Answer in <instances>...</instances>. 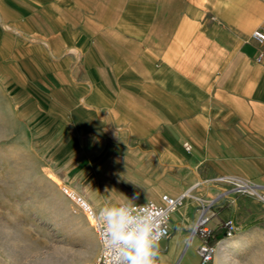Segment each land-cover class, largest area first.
Listing matches in <instances>:
<instances>
[{
	"label": "crops",
	"instance_id": "obj_1",
	"mask_svg": "<svg viewBox=\"0 0 264 264\" xmlns=\"http://www.w3.org/2000/svg\"><path fill=\"white\" fill-rule=\"evenodd\" d=\"M255 29L264 0H0V120L95 214L187 192L163 264H264Z\"/></svg>",
	"mask_w": 264,
	"mask_h": 264
},
{
	"label": "rangeland",
	"instance_id": "obj_2",
	"mask_svg": "<svg viewBox=\"0 0 264 264\" xmlns=\"http://www.w3.org/2000/svg\"><path fill=\"white\" fill-rule=\"evenodd\" d=\"M12 130L0 120V264H91L95 226Z\"/></svg>",
	"mask_w": 264,
	"mask_h": 264
},
{
	"label": "built area",
	"instance_id": "obj_3",
	"mask_svg": "<svg viewBox=\"0 0 264 264\" xmlns=\"http://www.w3.org/2000/svg\"><path fill=\"white\" fill-rule=\"evenodd\" d=\"M250 37L257 44H263L264 31L255 29L251 32ZM260 60L261 55L257 58V61ZM183 146L186 151L190 150V145L188 143H184ZM237 187L238 190L258 195L259 198L264 201V193L258 194L254 186L242 184ZM63 192L69 197L79 211L85 216L95 220V231L99 244V252L92 264H115L114 257L119 249L131 250L135 241L115 238V234L111 231V229L115 227H119L120 231L124 234H139L145 227L149 226L150 222L155 221L159 230L163 232L160 241L167 239L171 234L170 217L172 213L183 204V199L187 195V192L178 198L163 195L160 204H156L152 201L139 202L131 205L122 204L116 210L119 211L123 209L127 213L121 226V219L119 216L109 218L105 215L109 211H105L102 214H95L90 204L81 195L66 187L63 189ZM113 220L116 221L115 224L112 223ZM202 225L203 221L197 220L193 224L192 232L196 233L198 230L204 232ZM224 227L226 228V237L233 236L237 231L232 220H227L224 223ZM198 253L201 257V263H207L212 259L214 247L209 246L207 242L204 241L203 244L200 245ZM120 264H127V261L121 258Z\"/></svg>",
	"mask_w": 264,
	"mask_h": 264
},
{
	"label": "clouds",
	"instance_id": "obj_4",
	"mask_svg": "<svg viewBox=\"0 0 264 264\" xmlns=\"http://www.w3.org/2000/svg\"><path fill=\"white\" fill-rule=\"evenodd\" d=\"M107 217H117L121 219V226L127 213L121 209L113 210L105 214ZM116 223L115 220L112 221ZM115 234V238L124 240H134L131 250L119 249L114 257L115 264H120L121 258L127 261V264H157L158 259L160 264H163V258L159 256V241L163 236V232L159 230L155 221L150 222L148 227H145L139 234H124L119 227L111 229Z\"/></svg>",
	"mask_w": 264,
	"mask_h": 264
},
{
	"label": "bare ground",
	"instance_id": "obj_5",
	"mask_svg": "<svg viewBox=\"0 0 264 264\" xmlns=\"http://www.w3.org/2000/svg\"><path fill=\"white\" fill-rule=\"evenodd\" d=\"M67 217L72 218V215L68 214ZM86 218H87V221L89 222V225L94 227L95 226V220L93 218H90V217H87V216H86Z\"/></svg>",
	"mask_w": 264,
	"mask_h": 264
}]
</instances>
